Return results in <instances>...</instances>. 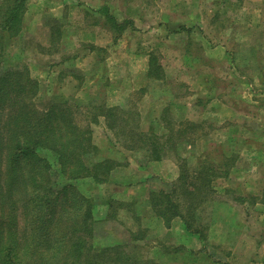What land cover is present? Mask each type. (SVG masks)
<instances>
[{
	"label": "rangeland",
	"instance_id": "obj_1",
	"mask_svg": "<svg viewBox=\"0 0 264 264\" xmlns=\"http://www.w3.org/2000/svg\"><path fill=\"white\" fill-rule=\"evenodd\" d=\"M98 1L29 0L25 28L10 42L4 66L27 65L40 79L43 86L36 103L41 108L58 99L82 106L104 105L108 96L106 85L112 77L131 83L134 77L131 66L136 62L141 68L145 65L144 59L136 61L139 59L134 56L149 50L157 53L170 73L164 80H148L147 92L126 95L121 101L123 106L136 109L135 119L139 122L138 103L147 94L154 103V111L146 116L145 129H158L156 120L164 115L174 128L186 126L193 118L203 126L198 128L196 136L215 134L210 140L200 136L197 141L204 139V142L192 154L187 153L185 162L191 170L198 168L205 150L226 151L229 155L238 152L229 176L215 181L216 193L197 211V220L204 227L205 249L212 258L233 260L252 250V260L256 264L264 263L263 204H255L248 196H245L247 205L238 200L237 204L233 202L242 194L261 195L264 191V0H106L114 5L110 9L117 18L129 20L131 25L115 44L109 38L111 31L106 26L98 27L103 32L108 30L103 42L108 43L111 57L104 63L108 72L104 71L94 83L87 68L95 63L82 58L91 42L82 37H86L84 32L92 30L97 18L104 19L95 7ZM61 16L63 19L58 20ZM184 49L188 57H184ZM103 51L99 52L105 56L107 52ZM104 74H109L107 79ZM173 98L177 103L165 109L162 104ZM146 104L152 108L148 100ZM95 136L93 141L99 154L91 161L107 155L100 154L108 146L105 131L97 126ZM123 140L120 138L121 144ZM213 140L218 146L212 147L210 143L204 150L205 144ZM186 141L189 140L179 139L176 146ZM39 154L51 164L50 178L56 189L72 184L93 199L98 244L125 243L138 236L141 238L138 242L144 243L138 251L144 257L154 256L151 249L155 246L168 251L166 246L174 235H167L155 222L143 220L135 202L118 199L122 193L132 192V187L122 183L116 173L107 182L99 183L90 177L69 180L56 153L40 149ZM152 154L135 150L132 156L143 165ZM166 161L168 169L173 168L175 155ZM122 163L123 171L128 167ZM172 184L159 188L171 190ZM222 204L236 206L227 211ZM211 226H217L216 233L210 230ZM176 239L190 240L178 232ZM239 241L242 246H238Z\"/></svg>",
	"mask_w": 264,
	"mask_h": 264
},
{
	"label": "trees",
	"instance_id": "obj_2",
	"mask_svg": "<svg viewBox=\"0 0 264 264\" xmlns=\"http://www.w3.org/2000/svg\"><path fill=\"white\" fill-rule=\"evenodd\" d=\"M28 2L0 0V264H157L138 251L142 246L138 236L125 243L98 244L93 199L72 184L56 189L50 178L51 164L39 150L56 153L69 180L90 177L107 182L115 160L91 161L99 151L92 125L101 117L108 128L124 138L123 145L130 149L151 148L153 157L175 149L179 139L195 141L199 138L195 135L198 128L203 126L187 121L186 126L174 128L168 119L169 134L159 137L140 129L136 109L82 106L67 100L39 107L36 97L40 81L30 68L4 66L10 42L23 32ZM100 12L116 39L131 25L129 20L119 21L108 7ZM149 65L150 78H165L157 54L151 53ZM237 158L236 153L206 150L195 170L183 160L171 190L158 188L150 192L153 211L167 226L180 218L188 231L205 239L197 211L213 199L215 181L229 176ZM252 199L255 202L258 198ZM235 200L246 201L242 197ZM261 201L264 203V191Z\"/></svg>",
	"mask_w": 264,
	"mask_h": 264
},
{
	"label": "crops",
	"instance_id": "obj_3",
	"mask_svg": "<svg viewBox=\"0 0 264 264\" xmlns=\"http://www.w3.org/2000/svg\"><path fill=\"white\" fill-rule=\"evenodd\" d=\"M95 7L97 11L100 13V15H102L100 12L101 8L103 7L110 8V7H114V5L112 3H109L106 0H99L97 6ZM62 19L63 17L61 16V18L59 17L58 20H62ZM101 20L97 18L92 30L91 31L87 30L88 32L87 31L84 32L86 34V37H82L84 41L91 42V44L87 45L88 49H85L86 52H84V55L82 56V58L83 60L92 59L95 63L94 65H96L94 69H93L94 65L92 66V68H90V66L89 68H87V71H89V75L92 77L94 83L98 81L99 76H101L104 73V71L108 72L107 70H105L106 66H104V63L107 61L109 57H111V55L109 56V52H108L109 50L108 43L103 42V37H107L109 29L106 27L108 29V30L105 29L107 32L106 34L105 31L103 32V29L98 28V27L105 26L104 24L105 17L102 21ZM165 29H167V26L165 27ZM120 37L116 39L115 33H113L112 31H111V35L109 36L110 41L113 44L119 42ZM95 50H97L98 52ZM101 50H105L103 51L104 54L107 52L105 56L100 54L101 52L99 51ZM184 51H185L184 57H188V51L186 49H184ZM151 53H155V52L153 50H149L146 52L137 53L134 56V59H139L136 61H142L141 59H144L145 65L144 67L141 68V66L138 65L136 62V65L131 66L132 70L134 71V74H133L134 77L131 83L127 82L126 79H124L122 82L116 81L115 78L113 77L112 79H110V82L106 85V91L108 93V96L106 99V104L104 105H106L107 107L120 106L122 108L128 109L127 107L123 106L121 102L122 99H124L126 95L128 97L132 95V93L135 91L145 93L148 80H153L152 78L148 76ZM83 60L81 61V63L84 62ZM160 61L164 69L165 77H166V74L167 73L169 74L170 72L168 71L165 61L162 58H160ZM94 74H97V77ZM107 76H105L106 79H107ZM138 79H139V82H138ZM42 86H43L42 82L40 81V88H42ZM115 93L117 94V97H113ZM146 95H144V98L142 97L143 99L138 103V111L140 114L139 116L140 129L146 133H154L155 135L159 137H166L169 134V130L166 124L164 123L166 122L164 115H162L156 120V126H158V129H156L155 126H154L155 129L150 128V127L149 129L144 128V122H145L146 116L148 115V113L150 112L153 113L154 111V108H153L154 105H152L154 103L150 100V97ZM147 100L150 103L149 105H151L152 108L150 107L147 108V104H146ZM55 101H59V99ZM175 103H177V101L176 99L173 98L172 101L166 100L165 104H162V105L165 107V109H167L171 105L174 107ZM151 116L152 115L148 117L151 118ZM190 119H192L191 121L193 122H198V119H195V120L193 118H190ZM97 126L102 128V130L105 131L106 141L108 143V146H104L100 152V154H107V155L100 156V158H97L96 161H104L108 159H113L117 161L118 165L117 167H115L116 169L112 171L110 175V180L116 173V175L119 177L122 183H124L125 185H130V187H132L131 188L132 192L122 193V196H120L118 199L120 201H125V202H129V201L135 202L137 213L143 220L149 223L155 222L157 226L158 225L160 226L159 228L160 230L162 229V231L167 232V235L169 234L171 236V233L172 235H174V239L172 240V242H168L166 246L168 248V251L160 250L159 248L155 246L153 249H151V250H154V256L150 255L148 258L153 259L157 264H256L255 261L252 260V257H253L252 250H249L248 252H246L244 257L239 256L237 259H233V260H220V259L212 258L205 249L206 240L204 238H202L198 234H194L188 231L183 221L180 218H175L174 220H172L171 225L167 226L164 220L156 215V213L153 211L152 206H151L150 192L152 190L158 189L159 186L164 187L165 185H169L173 183L174 181H176V179H178L180 175V163H182L183 160L185 161L188 160V156L195 151V149L199 146V143L201 141L204 142L205 138L207 140H210L211 137L214 136L215 134L210 135L211 134L210 132L201 133L200 136H204V139L202 140L200 139L199 141H197L200 138V136H198L199 138L196 139L195 141L193 142L186 141V142L180 143L179 145L175 147V149H169L166 151V153H162L160 157H151L149 155L154 152V150H152L151 148L149 149L147 148L146 149L145 148L130 149L126 147L125 145L121 144L120 138L115 134L114 131L108 128L104 117L100 118L99 123L92 125L93 136H95ZM216 142L217 141H214V140L207 142L205 144L204 150L207 149V147H209L210 143L213 144L212 147L218 146ZM135 150H144L145 154H149L148 155L150 157L149 162L143 165L140 164L135 159V157L132 156V153ZM236 153L238 154V152ZM116 154H118V156ZM168 154L175 155V164L173 168H170V169H168L169 163L166 164L167 162L166 158L170 156ZM122 162H125V164L128 167V168H125V170L123 171L122 169H120ZM245 196H248V198L257 197L258 199L255 200V204L261 203L264 206V203L261 201L263 192L261 195L242 194V196H238V197H242L246 199ZM259 197H261V199ZM233 202L236 204L240 202L243 206L248 204L247 200L243 203L241 201L237 202V200L236 201L234 200ZM236 204H234L233 206L235 207ZM222 205L224 206L223 209H226L227 211H229L230 207H232L233 209V206H228V204H222ZM150 227H154V226L152 225ZM216 227L217 226H211L210 230L216 233ZM177 232L180 235H182L184 238H188L190 240L176 239ZM171 243H175V244H171ZM140 244L144 245L143 242H140ZM172 245H174L175 247ZM197 245H199V247H197ZM238 246H242L240 241L238 243ZM261 264H264V263H261Z\"/></svg>",
	"mask_w": 264,
	"mask_h": 264
}]
</instances>
